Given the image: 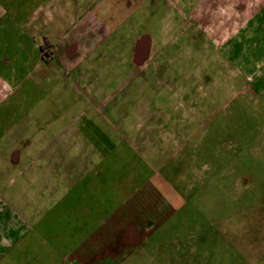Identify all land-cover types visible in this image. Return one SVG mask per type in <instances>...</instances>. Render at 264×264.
<instances>
[{
	"label": "rangeland",
	"instance_id": "1",
	"mask_svg": "<svg viewBox=\"0 0 264 264\" xmlns=\"http://www.w3.org/2000/svg\"><path fill=\"white\" fill-rule=\"evenodd\" d=\"M245 4V0H94L89 25L108 30L92 34L97 55L91 57L104 60L91 64L88 80L64 78L86 65L18 66L20 74L29 69L38 82V75L56 80L54 75L61 74L62 81H45L50 90L46 99L51 104L56 100L62 113L69 107L71 116L65 119H77L79 126L89 120L100 124L98 112L104 111L131 137L134 130L129 132L127 126L134 121L129 107L134 105L136 121L158 122L178 138L172 149L168 143L138 146L142 154L151 153L154 165L148 173L143 168V174L157 172L156 188L162 178L169 187L157 194V209L140 210L150 213L142 220H148L151 230L118 264H264V63L251 49L253 34L243 32L247 16L236 9ZM76 14L74 9L73 19ZM30 35L37 42L43 33ZM150 36L151 59L136 65L135 43L142 39L146 53ZM122 53L126 64L119 66L114 62ZM123 90L132 94L140 90L144 97L126 98L119 120L115 106ZM115 131L103 130V135L114 139ZM76 148L85 151L82 145ZM50 184L59 186L60 177H45L41 189L28 185L23 209L11 210L0 201L1 214L20 213L14 249L0 256V264H82L78 247L95 221L70 206V194L50 193ZM1 232L5 234L6 228L0 225Z\"/></svg>",
	"mask_w": 264,
	"mask_h": 264
},
{
	"label": "crops",
	"instance_id": "2",
	"mask_svg": "<svg viewBox=\"0 0 264 264\" xmlns=\"http://www.w3.org/2000/svg\"><path fill=\"white\" fill-rule=\"evenodd\" d=\"M81 1L84 4H80ZM245 1L244 9L241 6L236 9L247 16L244 31L241 29L240 32L253 34L251 49L257 53V57L263 59L261 63H264V0ZM93 2L94 0H1L0 201L4 205L9 204L11 210L23 209L27 204L23 190L28 185L41 189L45 177H52L54 180L60 177V185L50 184L48 191L53 194H70V206L77 213L84 211L88 219L93 218L95 221L94 229L78 247L81 263L118 264L127 250H134L144 242L147 231L151 230L146 227L150 225L148 220H142L144 217L149 219L150 213L143 214L140 210L157 209V194L160 189L162 193L169 187L162 178L161 186L156 188L157 177L160 176L157 172L143 174V168L148 173L154 165L151 153L146 150L142 154L138 146L155 147L168 143L172 149L178 138L174 132L163 130L158 122L151 123L148 119L144 122L136 121L138 110L134 105L129 106L133 109L134 121L127 126L129 132L134 130L131 137L121 132L125 127H115V123L110 122L103 114L104 111L98 112L101 113L100 124L89 120L79 126L77 119H65L69 114L71 116L69 107L62 113L56 100L51 104L46 99L50 91L45 87L47 82L62 81L61 74L60 77L54 75L56 80L51 79V76L38 75V82L32 78L34 73L29 72V69L25 68L22 74L18 69V66L24 68L36 62L41 65L69 64L70 69L86 65L88 68L82 69V72L76 74L71 71L64 78L69 76L68 79L71 80L73 77L80 78L81 81L88 80L92 71L91 64L104 60L97 57L94 61L95 58L91 57L97 55L91 44L92 34L108 30L89 25L90 6ZM80 8L84 10L81 11ZM74 9L77 14L73 19L71 15ZM122 26L125 27V23ZM31 31L43 33L42 38L36 42L30 35ZM123 37L125 45V34ZM152 39L150 36L146 53L142 49V39L136 41L132 58L136 65L150 61ZM43 46L47 48L45 52L42 50ZM32 49L34 52L31 54ZM87 49L88 52H85ZM114 63L125 65L124 53ZM119 93L117 97L122 100L120 98L115 106V112L120 120L123 118L120 109L124 107L125 99L135 97L141 101L144 95L140 90L134 94L124 90ZM104 95L106 94L101 97ZM112 95L108 94L106 97ZM110 102L105 104L110 105ZM101 106L105 108L106 105ZM148 109L147 104V113ZM60 113L64 115H58ZM103 130H116V138L110 139L103 135ZM81 145L85 151L77 152L76 149L79 148L76 147ZM171 202L172 206L173 200ZM110 209L112 210L109 212ZM17 215L14 217L8 210L0 213V225L6 228V233L0 234V256L14 249L12 237L18 233Z\"/></svg>",
	"mask_w": 264,
	"mask_h": 264
},
{
	"label": "trees",
	"instance_id": "3",
	"mask_svg": "<svg viewBox=\"0 0 264 264\" xmlns=\"http://www.w3.org/2000/svg\"><path fill=\"white\" fill-rule=\"evenodd\" d=\"M45 45H46V46L48 45V41L45 42ZM46 49H47L46 47H44V46L42 47L43 52H45Z\"/></svg>",
	"mask_w": 264,
	"mask_h": 264
}]
</instances>
